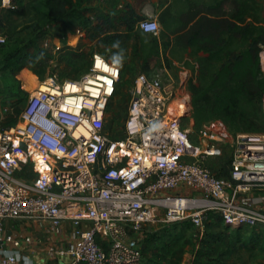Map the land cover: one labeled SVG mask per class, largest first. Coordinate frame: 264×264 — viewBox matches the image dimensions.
Listing matches in <instances>:
<instances>
[{
    "label": "built area",
    "instance_id": "built-area-1",
    "mask_svg": "<svg viewBox=\"0 0 264 264\" xmlns=\"http://www.w3.org/2000/svg\"><path fill=\"white\" fill-rule=\"evenodd\" d=\"M138 25L159 31L156 19ZM179 68L175 87L166 67L136 76L123 137L105 129L123 76L113 58L94 55L81 78L54 74L26 90L16 122L0 129V264H36L35 243L45 244L43 264H145L140 235L157 221H190L202 235L213 216L264 226V132H233L216 118L195 132L198 65ZM179 187L190 192H172ZM22 223L50 241L15 233Z\"/></svg>",
    "mask_w": 264,
    "mask_h": 264
},
{
    "label": "rangeland",
    "instance_id": "rangeland-1",
    "mask_svg": "<svg viewBox=\"0 0 264 264\" xmlns=\"http://www.w3.org/2000/svg\"><path fill=\"white\" fill-rule=\"evenodd\" d=\"M165 1L90 0L76 4L73 13L60 20L64 24L59 32L64 41L60 43L61 50L67 47L69 30L76 29L70 39L78 48L61 54L60 50L54 53L40 47V35L48 33L47 25L60 22L48 21L45 2L39 10H36L37 4H22L23 14L0 13V32L7 38L0 44V107H11L9 113L0 114V129L12 126L9 125L11 119L15 122L28 98L26 90H33L54 74L62 79L81 78L90 70L94 55H103L122 57V83L109 104L105 129L114 136H125L123 124L136 76L166 67V83L175 87L179 65L183 63L193 71L198 65L196 76L199 75L202 52L189 43V27L201 14L224 15L236 5L234 0H223L220 7H215L219 0H172L170 7H164ZM39 11L44 13L40 18ZM143 18L158 21L157 34H144L140 28L127 31L126 21ZM117 41L119 46L114 47ZM261 67L264 71L262 56ZM190 123L191 118H188L185 125ZM193 128L195 132L201 129L194 118ZM219 160L220 164H225L229 154ZM149 227L153 232H149L146 241L152 251V264H264V226L232 227L213 216L207 223L205 235L190 221L173 224L157 221L146 225L145 229Z\"/></svg>",
    "mask_w": 264,
    "mask_h": 264
},
{
    "label": "trees",
    "instance_id": "trees-1",
    "mask_svg": "<svg viewBox=\"0 0 264 264\" xmlns=\"http://www.w3.org/2000/svg\"><path fill=\"white\" fill-rule=\"evenodd\" d=\"M234 1L236 5L230 13L198 15L189 27V43L202 52L198 80L190 84L192 116L198 128L216 118L233 132H264V2ZM53 2L44 3L50 22L63 20L83 0ZM222 4L223 0H219L215 7ZM41 5L38 2L36 7ZM137 21H126L128 32ZM9 122L15 123L12 119Z\"/></svg>",
    "mask_w": 264,
    "mask_h": 264
},
{
    "label": "crops",
    "instance_id": "crops-1",
    "mask_svg": "<svg viewBox=\"0 0 264 264\" xmlns=\"http://www.w3.org/2000/svg\"><path fill=\"white\" fill-rule=\"evenodd\" d=\"M47 0H6L5 3H3V0H0V13L2 12H8L12 14H23L22 12V4H27L31 3L36 5L37 2H46ZM53 1V0H50ZM90 0H83V2H87ZM154 5V2H152ZM164 7H170L172 5V0H167L163 3ZM37 6V5H36ZM35 6V7H36ZM36 10H39V7H36ZM105 12H109L107 10H104ZM42 11H39L38 17L40 18V15H43ZM157 16V14H155ZM144 19V18H143ZM142 20V19H141ZM140 21V20H139ZM139 21L137 22V27L133 29L132 31H135L139 28ZM64 24L63 21H60L59 23H56V21L52 22L51 24L47 25L48 28V33L46 34H41L40 35V47L46 48L47 50L50 49L52 52L56 53V51L60 50V43L64 44V41L61 39V35L59 32V27H62ZM141 30V29H140ZM142 31V30H141ZM69 39L65 42L67 44L66 48L61 49L59 52L60 54L62 52L68 51H76V46L73 45V40L70 39L71 33H76V29L69 30ZM131 32V31H130ZM144 34H151L148 32L142 31ZM53 33V34H50ZM73 33V34H74ZM64 38V37H63ZM25 86V85H24ZM24 88V87H23ZM25 90V89H24ZM183 191L184 193H189L190 191L188 189H185L183 187H179L178 189L173 190V193H177ZM7 226L11 228L13 226V222H8ZM15 233H32L34 235L41 234L43 239L47 242L50 241V237L42 232L36 225L32 223H22V224H16V230L14 231ZM149 232H153L152 228L150 227L148 229H145V231L140 235V244L141 247L143 248V253H144V261L145 264H152L151 262V257L152 251L151 248L148 246V242L146 241V237L148 236ZM44 248L45 244L39 245L38 243H35L34 246L29 249V252L27 254L31 258V260L36 263V264H43L45 262V254H44Z\"/></svg>",
    "mask_w": 264,
    "mask_h": 264
},
{
    "label": "clouds",
    "instance_id": "clouds-1",
    "mask_svg": "<svg viewBox=\"0 0 264 264\" xmlns=\"http://www.w3.org/2000/svg\"><path fill=\"white\" fill-rule=\"evenodd\" d=\"M114 47H118L119 46V41L115 42V44L113 45ZM122 60V57L120 56H116L113 58V62L116 64H119Z\"/></svg>",
    "mask_w": 264,
    "mask_h": 264
}]
</instances>
